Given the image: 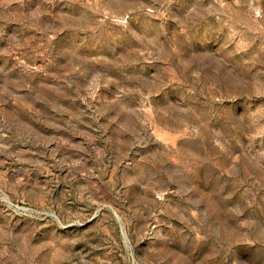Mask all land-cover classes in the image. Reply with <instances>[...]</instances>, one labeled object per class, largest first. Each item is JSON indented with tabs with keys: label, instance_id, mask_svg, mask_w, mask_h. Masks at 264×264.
I'll list each match as a JSON object with an SVG mask.
<instances>
[{
	"label": "rangeland",
	"instance_id": "374dc122",
	"mask_svg": "<svg viewBox=\"0 0 264 264\" xmlns=\"http://www.w3.org/2000/svg\"><path fill=\"white\" fill-rule=\"evenodd\" d=\"M0 264H264V0H0Z\"/></svg>",
	"mask_w": 264,
	"mask_h": 264
}]
</instances>
